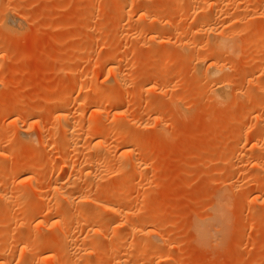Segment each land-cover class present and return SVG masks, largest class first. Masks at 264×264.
Returning <instances> with one entry per match:
<instances>
[{
    "label": "rangeland",
    "instance_id": "obj_1",
    "mask_svg": "<svg viewBox=\"0 0 264 264\" xmlns=\"http://www.w3.org/2000/svg\"><path fill=\"white\" fill-rule=\"evenodd\" d=\"M202 1L118 11L117 0H0V194L18 200L0 196V212L20 216L0 219V264H70L80 253L85 264H264V0H220L204 27ZM215 27L233 46L216 60L232 86L219 105L203 72ZM64 111L80 120L74 136L56 133ZM99 133L100 155L90 148ZM131 136L136 159L120 165ZM108 205L132 215L126 229ZM110 222L119 228L105 242ZM207 222L216 226L203 238Z\"/></svg>",
    "mask_w": 264,
    "mask_h": 264
},
{
    "label": "bare ground",
    "instance_id": "obj_2",
    "mask_svg": "<svg viewBox=\"0 0 264 264\" xmlns=\"http://www.w3.org/2000/svg\"><path fill=\"white\" fill-rule=\"evenodd\" d=\"M196 1V0H195ZM200 1V0H199ZM204 1V0H203ZM202 1V2H203ZM209 1V0H208ZM207 1V2H208ZM231 1H233V0H231ZM198 2V1H197ZM234 2V1H233ZM117 4V6H116V9L118 10V11H122V10H124L125 8H127L128 6H131L132 7V5H134V4H136V0H117V2H116ZM199 3V2H198ZM209 4H207L206 3V5H208V6H210V8L208 7V10H207V8H205V6H204V4H203V6H204V9H202L200 12H198V14L196 15L197 16V19H196V17H195V20H198L199 21V24H201V26L202 27H204L205 25H207V23H208V20L211 18V17H218L217 16V14H213V12H215L214 10H218V8H219V3H220V0H210L209 2H208ZM195 4V3H194ZM221 5V4H220ZM228 5V4H227ZM136 6V5H135ZM202 6V7H203ZM226 6V5H225ZM230 7V6H229ZM206 9V10H205ZM213 10V12H212V10ZM145 10V9H144ZM199 10V9H198ZM221 10H219V12H220ZM147 12V11H146ZM149 13V12H148ZM147 13V14H148ZM227 13V12H226ZM232 14V13H231ZM90 19H91V17L89 16V18H88V20H86V22L85 23H88V22H90ZM219 19V18H218ZM194 20V21H195ZM214 21H215V19H214ZM227 21V20H226ZM140 23H142V22H140ZM225 23V22H224ZM236 24V22H234V23H231V24H229V27H231V26H234ZM6 25H8L6 28H11V27H13V22H12V20H9L8 22H7V24ZM221 27V26H220ZM217 28V29H216ZM223 28H224V26H223ZM211 29V28H210ZM209 30V29H208ZM155 31V30H154ZM152 32L151 34L149 33V34H147L145 37H146V39L148 40H150V38H153V34L155 33V32ZM159 31V30H158ZM155 36H156V34H155ZM210 37H211V41H212V43H213V53H212V59H213V63L211 64L210 63V65L208 66V67H206V68H204V71L203 72H205V74L206 75H208L209 76V78L207 79V82H206V92H208V93H211V94H214V97H215V100H216V102H217V104L219 103H223L224 101H226V99H228V94H229V90H230V88L232 87L231 86V84H230V82L227 80V76H226V74H225V72L223 71V69L222 68H220L217 64H216V60H218L217 59V56H218V53L221 51V50H228V52L231 50V49H233L232 47V37L225 31V29H223V30H221V29H218V27H215V29L214 28H212V30H211V32H210ZM209 37V38H210ZM112 57V56H111ZM113 65V64H116V59H112L111 60V62H110V65ZM111 65V66H112ZM202 68V69H203ZM197 69V68H196ZM198 70H200V68H198ZM204 74V73H203ZM116 75V74H115ZM205 75V76H206ZM207 76V77H208ZM80 78H82V77H80ZM120 80H121V78H116V81H117V83H120ZM206 81V80H205ZM94 83V82H93ZM91 83V85H90V88L92 89V91L93 92H101V86L100 85H98V83ZM205 84V83H204ZM88 85V84H87ZM87 87V86H86ZM85 87V88H86ZM80 88V87H79ZM88 88V87H87ZM86 88V89H87ZM104 88V87H103ZM105 89H103L102 91H104ZM79 92H80V90H79ZM74 93H76L75 92V89L74 90H71L70 91V93L68 94V97H67V104H69V103H71V102H73L74 100H75V95H74ZM102 94V93H101ZM106 97L107 96V94H104L103 93V95H102V98L103 97ZM107 98V97H106ZM127 98V97H126ZM127 99H129V98H127ZM85 99H83L82 101H83V103L86 101H84ZM133 99L131 98V100L129 101V100H127L126 102L128 103L127 104V106H125L126 107V111H129L131 108H132V101ZM214 100V99H213ZM132 101V102H131ZM86 103V102H85ZM218 104V105H219ZM134 106V105H133ZM65 107V106H64ZM61 108V107H60ZM64 109V108H63ZM62 109V110H63ZM59 112V111H58ZM76 118V117H75ZM73 116H70L69 114H67V112H60L59 113V115H58V122H59V127L57 128V130H56V133H58L59 134V136L60 135H66L67 134V136L69 135V136H74V132L76 131V128L78 127L79 129H81V127H79V125H81V124H79L78 122H80V120L79 121H77L76 119H75ZM258 122H259V124L258 125H255V127L256 126H258V128H256V129H259L260 130V128L259 127H261V128H263L264 127V123H263V120L261 121H259L258 120ZM95 123V122H94ZM82 124H83V122H82ZM85 124V123H84ZM87 124L88 125H86V126H89V127H92V125L94 126V124H92L91 122L90 123H88L87 122ZM110 125V123H108V122H105L104 124H103V126H102V129L103 128H105V126H107V125ZM253 124V123H252ZM100 125V124H99ZM108 125V126H109ZM260 125V126H259ZM263 127H262V126ZM96 126V125H95ZM107 126V127H108ZM84 127V126H83ZM85 128V127H84ZM78 129V130H79ZM89 129V128H88ZM92 129H94V128H92ZM263 130V129H262ZM128 132V131H127ZM76 134V133H75ZM100 134V133H99ZM76 136V135H75ZM129 136V135H128ZM105 137H107V135L106 134H104L103 135V133L102 134H100V135H98V137H97V139L95 140V142H93L92 144H94V146H92V147H90L96 154H98V155H100V154H104L107 150V148H105L104 146H103V139L105 138ZM73 138V137H72ZM77 138V137H76ZM78 138H80V137H78ZM77 138V139H78ZM84 138V137H83ZM87 138V137H86ZM86 138H84L85 140H87ZM132 136L130 137V139H128V137L126 138L127 140L126 141H124V143L122 144V146H121V149L122 150H124V154H123V156H121L122 158L121 159H119V160H115V162L116 163H119L120 165L121 164H123L124 162L126 163V161H129V160H131L132 159V151L129 149L131 146H132ZM71 139V138H70ZM69 139V140H70ZM73 139H75V137L73 138ZM73 139H71V140H73ZM46 140V139H45ZM78 140H81V141H78ZM78 140H76V141H78V142H83L82 141V139L80 138V139H78ZM94 140V139H93ZM68 141V140H67ZM75 141V140H74ZM69 143H70V141H69ZM256 143V142H255ZM133 144H134V142H133ZM259 147H260V145H259ZM254 148L255 149H253V150H255L256 151V149H257V151H259L258 150V145H255L254 144ZM105 151V152H104ZM104 152V153H103ZM124 158V159H123ZM135 158V157H134ZM134 158H133V160H131V162L132 161H134ZM136 159V158H135ZM55 160V161H54ZM53 161L54 162H52V168L50 169L51 171H50V175H53L54 174V172H55V170H56V168H55V165L57 164V162H58V160H59V158L56 160V159H54ZM73 161V160H72ZM131 162L129 163V164H131ZM134 163V162H133ZM132 163V165H129L130 167L128 168V169H131L132 168V170L134 171V169L136 168V170H137V166H138V163H134L133 164ZM98 164V160H94V158H92V161H90V166L91 167H95L96 165ZM76 165V164H75ZM74 165V162H72V163H69V164H67V168L69 169H73L74 167L73 166H75ZM116 165V164H115ZM258 166V165H257ZM139 167V166H138ZM131 171V170H130ZM57 172V171H56ZM129 171H127V173H128ZM56 175V174H55ZM54 175V176H55ZM58 192H60V193H63L64 191H65V189H66V183L65 182H62V184L59 186V187H56L55 188ZM0 196H2V199H4L7 203H8V205L10 206L11 204H12V206H13V203L14 202H17L18 203V200H12V198L10 199V197L8 198V197H6V195H1L0 194ZM24 197V196H23ZM15 198V197H14ZM18 198H19V196H18ZM16 199V198H15ZM222 199H223V197H222ZM128 200H129V198L128 199H126V198H123V197H121V199H120V206L121 207H125L126 205H128ZM57 202V201H56ZM221 202H223L222 200H221ZM15 204V203H14ZM31 207V206H30ZM97 207V206H96ZM219 208H221V206L219 207ZM28 209H30V208H27L26 210H27V212H26V210H24V213H29L30 211H32L31 209L30 210H28ZM108 211H114V212H117V211H119V213H124V215L126 216V218H124L125 220H123L121 223H120V227L122 228V227H124V229H126L125 227L127 226L128 227V225H130V223L132 222V220H131V214H129V212H124V210L123 209H117V207L115 206V207H112V206H109L108 205V207L106 208ZM222 210V209H221ZM221 210H219V212L221 211ZM104 211V210H103ZM13 212L14 211H10L9 210V208L7 209V210H5L4 212H0V219H2V218H5L6 219V217L8 216V215H13L12 217L14 218V219H17L18 217H20L19 216V214L18 213H16V212H14V214H13ZM23 213V214H24ZM109 213V212H108ZM221 213H223V210L221 211ZM22 214V213H21ZM218 213H216V215H217ZM120 215V214H119ZM122 215V214H121ZM124 215H122V216H124ZM219 215V214H218ZM222 215V214H221ZM224 215H225V213H224ZM224 215L222 216L223 218V220H224ZM124 216V217H125ZM216 217V216H215ZM214 217V218H215ZM218 217V216H217ZM216 217V218H217ZM213 218V219H214ZM221 219V217H220V215H219V217H218V219ZM221 219V220H222ZM216 219H214V221H215ZM211 221V220H210ZM214 221H212V222H214ZM218 221L220 222V220H217V222H216V224L218 223ZM144 222V221H143ZM203 222V221H202ZM222 222V221H221ZM220 222V223H221ZM111 223V222H110ZM109 223V224H110ZM146 223H148V221H146L145 222V224ZM220 223L218 224V225H220ZM108 224V226L107 227H105L104 229H102L101 231H99V234L98 235H100L99 237L101 238L100 240H103V241H105V242H107V240H108V238H109V233H111V231H115L117 228H119L115 223H111L110 225ZM141 224H143V223H141ZM202 224V223H201ZM215 223H206V224H204L203 223V225H201L200 227V233L199 234H202V237L203 238H205L207 235H208V233L210 234V230H211V227H212V229L214 230V226H216V224L214 225ZM221 225H223L222 223H221ZM65 226H66V223H64V221H61L60 223H59V225H58V228H60V229H64L65 228ZM118 230V229H117ZM97 233H98V231H97ZM211 234H212V232H211ZM70 235H71V233L69 232V231H67L66 233H65V238H69L70 237ZM118 238L119 239H121V238H124V235H123V233H121V234H118ZM203 241V240H202ZM74 256V255H73ZM72 256V257H73ZM153 256H154V254H153ZM21 259H26L27 257H26V254L25 253H21ZM71 255L69 256V260H68V262L71 264H85V263H89V262H91L90 261V257H89V255L87 254V253H80L79 255H77V256H75V257H71ZM165 259V258H164ZM164 259H162V260H160V261H158V264H163V262H165L164 261ZM167 260V259H166ZM6 261V260H5ZM4 261V263H3V261H2V263L1 264H6V263H8V261L7 262H5Z\"/></svg>",
    "mask_w": 264,
    "mask_h": 264
}]
</instances>
